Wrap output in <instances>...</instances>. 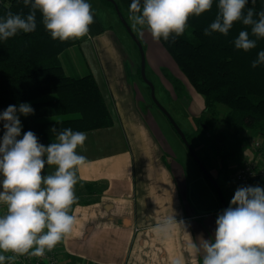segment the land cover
<instances>
[{
    "label": "crops",
    "instance_id": "0c3cea01",
    "mask_svg": "<svg viewBox=\"0 0 264 264\" xmlns=\"http://www.w3.org/2000/svg\"><path fill=\"white\" fill-rule=\"evenodd\" d=\"M53 1L73 16L80 38L65 51L70 73L60 54L64 70L93 73L113 123L56 137L59 158L40 142L1 141L0 206L31 204L69 263L215 264L225 224L219 197L189 150L148 107L134 77V54H123V35L104 25L93 0ZM191 97L190 107L204 110V98L199 105ZM243 131L250 129L238 135Z\"/></svg>",
    "mask_w": 264,
    "mask_h": 264
},
{
    "label": "trees",
    "instance_id": "16d2710c",
    "mask_svg": "<svg viewBox=\"0 0 264 264\" xmlns=\"http://www.w3.org/2000/svg\"><path fill=\"white\" fill-rule=\"evenodd\" d=\"M117 3L155 33L203 95L206 112L218 114L222 103L228 127L264 133V0ZM79 42L73 17L53 0L0 4V142L11 137L40 142L59 158L63 150L54 144L56 137L112 125L93 73L69 75L60 61ZM60 115L67 116L53 118ZM194 117L201 124V116ZM228 205L235 219L236 201ZM244 239L241 232L239 241Z\"/></svg>",
    "mask_w": 264,
    "mask_h": 264
},
{
    "label": "rangeland",
    "instance_id": "374dc122",
    "mask_svg": "<svg viewBox=\"0 0 264 264\" xmlns=\"http://www.w3.org/2000/svg\"><path fill=\"white\" fill-rule=\"evenodd\" d=\"M89 4L93 5V7H95V5L97 6L96 10L99 19L102 20L108 29H112V25L117 32L118 30L121 32L125 39V48H123L124 50L122 49L123 54L126 55V50L131 53L133 52L134 54V77L139 83L145 98L148 100V107L152 108L154 114L161 118V121L163 124H165V126L167 125L169 128H171V131L174 134V139L178 142V144L184 149H188L183 140L181 138L180 139L182 141L179 139V134L177 135V131H174L172 128L168 117L153 101L151 96V88L148 85V82H146L141 76V55L139 47L133 37L127 31L124 24L121 22L116 9L105 3L104 0H93V2L89 1ZM98 4L100 5L98 6ZM122 8V12L127 18L131 28L141 39L146 56V74L154 84L157 99L168 110L177 124L186 133L190 144L196 153H198L206 167L215 177H217V180L222 186L227 203L231 201H237L238 197L237 194H235V185L231 181V176L233 175L237 166L241 164L245 158V155L252 153L254 148L252 140L254 138L260 139L264 144V133L250 129L251 133L249 131H243L240 135H238L239 132H235L233 128H230L226 125L225 120L228 107L222 103L218 104L219 113L216 115L206 112L203 109L202 111H196L195 109L191 108L189 105V100L191 101L192 98L191 95L199 105L200 102H202L201 100L203 96L198 91H196V89L188 81L187 77L178 68L174 59L167 49L162 45L155 33L139 21L138 15H130L124 6H122ZM73 23L74 26L77 25L74 18ZM117 35L118 34L116 33V36ZM115 42L117 43L116 40ZM78 50L79 48L77 47V60L81 59L80 50ZM65 51L62 55V62L67 69V73H70L69 67L71 66V63L67 58V53H65ZM80 64L82 65L81 62ZM175 79H178L182 82L181 88L178 89ZM64 116L67 115L53 116V118H61ZM194 116H201V124L195 119ZM202 123L204 125H202ZM244 140L250 145L249 149L248 145L247 147L244 146ZM243 147L247 149L243 150ZM185 152L187 151L185 150ZM191 158L193 159V157ZM200 195L205 196L203 192H201ZM7 203L9 202H4L3 204ZM254 204L257 207L259 213L260 211L262 212L260 223L262 225L261 235L263 238L264 187H261L256 191L254 196ZM236 210L235 214H237ZM241 229L242 226L235 217L233 230L221 254L220 264H264V245L259 257L252 255L251 249L246 244L247 242L245 243L246 240L244 239L243 241H239V235H241L242 232ZM224 234L225 233H223L222 228L221 239L218 242L217 247L220 244Z\"/></svg>",
    "mask_w": 264,
    "mask_h": 264
},
{
    "label": "built area",
    "instance_id": "2783aa9c",
    "mask_svg": "<svg viewBox=\"0 0 264 264\" xmlns=\"http://www.w3.org/2000/svg\"><path fill=\"white\" fill-rule=\"evenodd\" d=\"M10 1L0 0V4ZM252 143V153L245 155L231 181L238 188L236 219L252 255L259 256L263 248L261 212L254 196L264 180V144L258 138ZM62 249L55 232L31 204L18 200L0 206V264H77L69 263Z\"/></svg>",
    "mask_w": 264,
    "mask_h": 264
},
{
    "label": "water",
    "instance_id": "95a60500",
    "mask_svg": "<svg viewBox=\"0 0 264 264\" xmlns=\"http://www.w3.org/2000/svg\"><path fill=\"white\" fill-rule=\"evenodd\" d=\"M111 2L114 3L115 5V9L118 13V16L121 20V22L124 24V26L126 27L127 31L130 33V35L133 37V39L135 40V42L137 43L139 50H140V55H141V76L142 78L148 82V85L151 88V96L153 98V101L156 103V105L165 113V115L168 117L170 123L172 124V126L174 127V129L177 131V133L179 134L180 138L183 140V142L185 143V145L187 146V148L189 149L190 153L192 154L193 158L195 159L196 163L198 164V166L200 167L201 171L204 173V175L207 177V179L209 180V182L213 185L219 200L221 202V205L223 207V211L226 214V218H227V229L225 231V234L220 242V244L218 245L216 252H215V264H220V257H221V253L228 241V238L230 236V233L233 230V226H234V219L230 210V207L226 201L225 195L223 193V190L220 186L219 181L216 179V177L209 171V169L206 167V165L203 163V161L201 160V158L199 157L198 153H196V151L194 150V148L192 147V145L190 144L188 137L186 135V133L181 129V127L177 124V122L174 120V118L172 117V115L168 112V110L160 103V101L157 99L156 94H155V87L153 82L148 78L147 74H146V56H145V52H144V48L141 42V39L136 35V33L133 31V29L131 28L130 24L128 23L127 18L125 17V15L123 14L122 10L120 9L117 0H109Z\"/></svg>",
    "mask_w": 264,
    "mask_h": 264
}]
</instances>
